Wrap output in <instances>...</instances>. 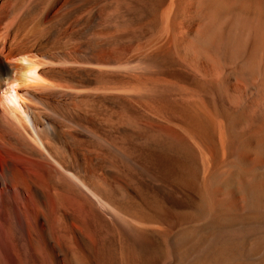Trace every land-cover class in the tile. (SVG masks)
<instances>
[{"label": "bare ground", "instance_id": "6f19581e", "mask_svg": "<svg viewBox=\"0 0 264 264\" xmlns=\"http://www.w3.org/2000/svg\"><path fill=\"white\" fill-rule=\"evenodd\" d=\"M0 264H264V0H0Z\"/></svg>", "mask_w": 264, "mask_h": 264}]
</instances>
